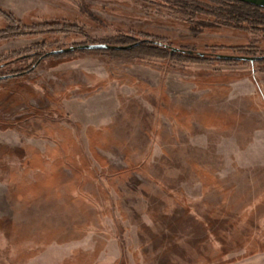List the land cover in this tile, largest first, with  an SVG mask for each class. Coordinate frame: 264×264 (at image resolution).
Segmentation results:
<instances>
[{
	"label": "rangeland",
	"instance_id": "rangeland-1",
	"mask_svg": "<svg viewBox=\"0 0 264 264\" xmlns=\"http://www.w3.org/2000/svg\"><path fill=\"white\" fill-rule=\"evenodd\" d=\"M223 8L0 0V264H264V63L213 55H264V19ZM129 38L206 61L43 58Z\"/></svg>",
	"mask_w": 264,
	"mask_h": 264
},
{
	"label": "trees",
	"instance_id": "trees-1",
	"mask_svg": "<svg viewBox=\"0 0 264 264\" xmlns=\"http://www.w3.org/2000/svg\"><path fill=\"white\" fill-rule=\"evenodd\" d=\"M136 1H141V0H136ZM164 1H168V0H164ZM217 1L223 4L224 8L222 9V11L220 9L219 10L216 9L215 10L216 13L213 12L214 16L220 19L225 24L233 23L234 26L236 25L235 27L241 29L239 24L242 23V21L246 23L248 22V20L250 21L251 19V21L248 23H253V22L259 23L260 20L264 19V15L262 14L264 13L263 8H259V7L252 6L247 3L238 2L235 0H217ZM181 9H182L181 11L184 12L186 15L188 14L192 15L191 13H197L196 11H198V7H194L191 4H188V5L183 4V6L181 5ZM237 9L240 10L243 15L235 14L234 10H237ZM129 41L131 42L129 44L133 45V47L128 50L94 49V50H80V51H101V52H109L113 54H128L133 57H160V58L169 57V56H172L173 58H179V57L184 58L185 57V59L191 60V61H199V60L206 61V58L202 56H200L201 58H196V56L193 54L174 52L171 49L170 51L169 48L164 45L163 46L156 45L149 41H137L134 39L132 40L131 38H129ZM104 42L106 43L107 41H104ZM104 42L103 41H91V44H105ZM136 43H138V45H135ZM241 47L243 46H235L233 49L241 50L242 49ZM63 54H58V55H53V56H61ZM184 54L187 56H185ZM216 60L230 62V63L245 62V61H230V60H222V59H216ZM258 62L264 63V61H258Z\"/></svg>",
	"mask_w": 264,
	"mask_h": 264
},
{
	"label": "water",
	"instance_id": "water-1",
	"mask_svg": "<svg viewBox=\"0 0 264 264\" xmlns=\"http://www.w3.org/2000/svg\"><path fill=\"white\" fill-rule=\"evenodd\" d=\"M235 1L247 3V4H250L252 6H256V7L264 9V0H235ZM135 45H138V43H136ZM132 47H133V45L87 44V45H79V46H74V47H70V48L52 51V52L45 54L43 58L53 56V55L73 52V51H77V50H94V49L128 50V49H131ZM171 50L174 52L193 54V52H191V51H186V50L174 48V47H172ZM199 55L201 56V54H199ZM216 57H217V59H222V60L245 61V62H252V63L256 62V61H264V55H262V56L218 55Z\"/></svg>",
	"mask_w": 264,
	"mask_h": 264
},
{
	"label": "crops",
	"instance_id": "crops-1",
	"mask_svg": "<svg viewBox=\"0 0 264 264\" xmlns=\"http://www.w3.org/2000/svg\"><path fill=\"white\" fill-rule=\"evenodd\" d=\"M263 90H264V88H263ZM255 145H256V153H257V155H261L258 158V160L259 159H264V134L261 137L256 139Z\"/></svg>",
	"mask_w": 264,
	"mask_h": 264
},
{
	"label": "flooded vegetation",
	"instance_id": "flooded-vegetation-1",
	"mask_svg": "<svg viewBox=\"0 0 264 264\" xmlns=\"http://www.w3.org/2000/svg\"><path fill=\"white\" fill-rule=\"evenodd\" d=\"M131 45V44H130ZM214 55V58L215 59H217V57L216 56H218V55H225V54H213ZM230 56H248V55H235V54H229ZM233 61V60H232ZM258 61H256V62H253V63H257ZM250 63H252V62H250Z\"/></svg>",
	"mask_w": 264,
	"mask_h": 264
}]
</instances>
